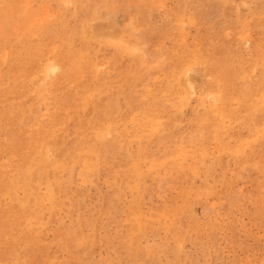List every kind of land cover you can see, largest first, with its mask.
Returning a JSON list of instances; mask_svg holds the SVG:
<instances>
[{
	"label": "rangeland",
	"instance_id": "obj_1",
	"mask_svg": "<svg viewBox=\"0 0 264 264\" xmlns=\"http://www.w3.org/2000/svg\"><path fill=\"white\" fill-rule=\"evenodd\" d=\"M0 168V264H264V0H0Z\"/></svg>",
	"mask_w": 264,
	"mask_h": 264
},
{
	"label": "bare ground",
	"instance_id": "obj_2",
	"mask_svg": "<svg viewBox=\"0 0 264 264\" xmlns=\"http://www.w3.org/2000/svg\"><path fill=\"white\" fill-rule=\"evenodd\" d=\"M158 6V5H157ZM100 33V32H99ZM109 37V36H108ZM46 69V68H45ZM45 76H46V74H45ZM187 84H188V82H186ZM191 83V82H190ZM39 85V84H38ZM187 86V85H186ZM25 116V115H24ZM39 117V116H38ZM23 118V117H22ZM14 119V118H13ZM17 119H18V117H17ZM36 119V118H35ZM54 122V121H53ZM62 125V124H61ZM47 126V125H46ZM18 128V127H17ZM19 129V128H18ZM46 129V128H45ZM30 132V131H29ZM48 134H49V131H48ZM99 135V134H98ZM27 136V135H26ZM36 137V136H35ZM102 137V136H101ZM39 141H41V140H39ZM38 143V142H37ZM28 145V144H27ZM26 145V146H27ZM23 146V145H22ZM25 152V151H24ZM37 152V151H36ZM35 153V152H34ZM26 154V153H25ZM36 155V154H35ZM29 160V159H28ZM44 161V160H43ZM48 165V164H47ZM38 166V165H37ZM52 167V166H51ZM1 169V168H0ZM26 170V169H25ZM37 171V170H36ZM60 171V170H59ZM21 172V171H20ZM42 172V171H41ZM22 180V179H21ZM20 186V185H19ZM18 186V187H19ZM23 186V185H22ZM218 187V186H217ZM16 188V187H15ZM162 199V198H161ZM18 205V204H17ZM28 218V217H27ZM27 220V219H26ZM35 222V221H34ZM26 223V222H25Z\"/></svg>",
	"mask_w": 264,
	"mask_h": 264
}]
</instances>
